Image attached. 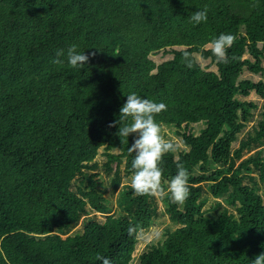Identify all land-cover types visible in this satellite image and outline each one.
I'll list each match as a JSON object with an SVG mask.
<instances>
[{"label": "trees", "instance_id": "1", "mask_svg": "<svg viewBox=\"0 0 264 264\" xmlns=\"http://www.w3.org/2000/svg\"><path fill=\"white\" fill-rule=\"evenodd\" d=\"M72 44L90 55L83 70L52 63ZM246 71L264 77V0H0V264H133L161 215L173 227L136 264H251L264 252V80ZM131 93L165 103L156 122L181 141L159 162L163 212L131 187L136 134L118 135ZM178 164L183 203L167 191Z\"/></svg>", "mask_w": 264, "mask_h": 264}, {"label": "clouds", "instance_id": "2", "mask_svg": "<svg viewBox=\"0 0 264 264\" xmlns=\"http://www.w3.org/2000/svg\"><path fill=\"white\" fill-rule=\"evenodd\" d=\"M191 21L200 24L207 20V10H198L190 17ZM234 36L231 34H220L218 38L212 41L213 54L217 59L223 61L226 57V49L232 45ZM92 56L95 53H91ZM90 55L81 51L79 46L72 44L68 47L66 53L63 49L57 51L56 58L52 63L60 65L67 63L73 70H83L88 66ZM167 105L163 102H154L153 100L138 96L136 93L127 95V100L120 108L119 122L128 121L119 127V137L128 138L136 134L130 153H135L131 162L134 173L131 177V187L139 195H163L164 188L161 184L162 169L159 162L162 157L169 152L175 151V145L171 140L165 139L161 135L160 125L156 122V115L165 111ZM111 127V125H110ZM188 171L183 164L177 165L176 174L168 181L167 191L176 203H183L189 194ZM131 235L136 228L127 229ZM159 236V233L156 234ZM102 264H112V261L103 256H97ZM251 264H264V252L256 256Z\"/></svg>", "mask_w": 264, "mask_h": 264}, {"label": "rangeland", "instance_id": "3", "mask_svg": "<svg viewBox=\"0 0 264 264\" xmlns=\"http://www.w3.org/2000/svg\"><path fill=\"white\" fill-rule=\"evenodd\" d=\"M171 56L169 55H164L163 53H159L155 56H152V59L157 63V64H160L161 62L165 61V60H168L170 59ZM198 62L199 64L205 68V69H209V70H215V67L212 66V64H210V61L208 60H203L201 58L198 57ZM242 79H249V80H252L254 82H257L259 80H264V77L261 76V75H254V74H251L249 72H245L242 76ZM244 100H248V101H258V103H262L263 100H261L259 98V96L255 93H252L251 96L247 99H244ZM257 114H258V111H255V115L257 117ZM257 118H255L256 120ZM254 121L251 122V124L249 125V128L241 135L240 139L248 132V130L251 129V127L254 125ZM205 127V125L203 123H200V124H196V125H191L189 127V129L195 134V135H198L201 130ZM160 128H161V135L165 138V139H168V140H171L173 143H177V144H180L181 141H179L178 139V136L176 134V129L172 126H167V125H160ZM181 145V144H180ZM239 146V141L235 144V147H238ZM251 153H246L245 154V158L249 157ZM98 159H100V161H102L101 163H103L105 161V159H103V157H99ZM128 181L127 180H124V183H127ZM122 190V188L120 189ZM157 198H158V207H159V211H164L165 209V204L163 203V201H161L160 199V195H156ZM117 198H118V193L116 194V196L114 197V201H113V204H114V211L115 213H118V211H120L119 207H118V203H117ZM214 213H209L208 215H212ZM101 217V216H100ZM173 227V224H171L168 216L166 215H161L160 218L158 219H155L154 223H153V226L151 227V230L149 233H147L143 238H142V241H141V244L139 245L136 253H135V258H134V261H133V264H136V261H137V258L138 256L141 254L142 250L145 248V246L153 241H156V242H159V241H163L165 239V230L167 228H171ZM159 233V236H157L156 234Z\"/></svg>", "mask_w": 264, "mask_h": 264}]
</instances>
